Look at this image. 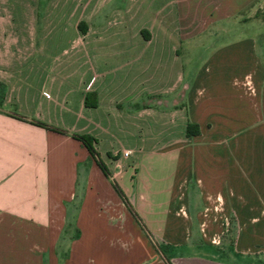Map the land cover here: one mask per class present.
I'll return each mask as SVG.
<instances>
[{"label":"crops","instance_id":"obj_1","mask_svg":"<svg viewBox=\"0 0 264 264\" xmlns=\"http://www.w3.org/2000/svg\"><path fill=\"white\" fill-rule=\"evenodd\" d=\"M256 10L264 0H0V264H264ZM231 27L198 66L180 53Z\"/></svg>","mask_w":264,"mask_h":264},{"label":"rangeland","instance_id":"obj_2","mask_svg":"<svg viewBox=\"0 0 264 264\" xmlns=\"http://www.w3.org/2000/svg\"><path fill=\"white\" fill-rule=\"evenodd\" d=\"M255 14H257V16H259L260 18L264 16V12L261 13L259 10H256ZM254 28L259 29V30L261 29L264 30V24L262 25V24L254 23ZM237 31L238 30L236 28L231 27L228 29L227 34L220 33L219 35H216V37L214 38L209 37L207 34L200 35V37L196 38L192 42L183 43L180 53H195V56L193 55L194 57L192 56L190 58V61L194 62L193 65L198 66L200 58L206 53H209L210 48L220 46L222 44L227 43L228 41L233 40V37L237 34ZM212 38L214 40H212ZM244 163H247V162H244ZM241 168H242V165H239V173L242 172ZM244 186L246 185H243L242 187L243 190H244ZM240 188H241L240 186L237 187V194L242 193L240 192ZM223 221H224L223 223H225L226 221L227 223H229V218L223 219ZM222 228L224 229L225 225H223ZM215 241H217L221 245H226L225 247H227V244H229L232 241V236L229 233V227H227V230L225 232L222 230L220 237L219 238L215 237Z\"/></svg>","mask_w":264,"mask_h":264},{"label":"trees","instance_id":"obj_3","mask_svg":"<svg viewBox=\"0 0 264 264\" xmlns=\"http://www.w3.org/2000/svg\"><path fill=\"white\" fill-rule=\"evenodd\" d=\"M87 97H88V95H86L84 97V101H83V104L85 106H88ZM36 124H38L40 126H43V127H47L46 125H44L42 123H36ZM192 128H195V126H193L191 124H187L186 125V129H185V136L186 137L192 136V135H194L196 133V130H194V131L190 130ZM73 137L81 142V144L87 150L89 155L94 158V160H95L96 164L98 165V167L100 169H103V166H102L101 162L97 159L95 151H93V149H92V145L91 144L94 142L93 139H91V138H89V137H87L85 135H73Z\"/></svg>","mask_w":264,"mask_h":264},{"label":"built area","instance_id":"obj_4","mask_svg":"<svg viewBox=\"0 0 264 264\" xmlns=\"http://www.w3.org/2000/svg\"><path fill=\"white\" fill-rule=\"evenodd\" d=\"M127 155H128V152H124V153L122 154L123 157H126Z\"/></svg>","mask_w":264,"mask_h":264}]
</instances>
